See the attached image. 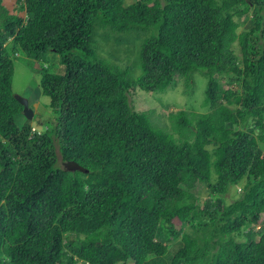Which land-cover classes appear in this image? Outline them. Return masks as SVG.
<instances>
[{
  "label": "trees",
  "instance_id": "obj_1",
  "mask_svg": "<svg viewBox=\"0 0 264 264\" xmlns=\"http://www.w3.org/2000/svg\"><path fill=\"white\" fill-rule=\"evenodd\" d=\"M113 32L129 66L97 51ZM15 56L46 129L15 121ZM196 71L209 110L172 113L179 137L133 108ZM129 263L264 264V0H0V264Z\"/></svg>",
  "mask_w": 264,
  "mask_h": 264
},
{
  "label": "rangeland",
  "instance_id": "obj_2",
  "mask_svg": "<svg viewBox=\"0 0 264 264\" xmlns=\"http://www.w3.org/2000/svg\"><path fill=\"white\" fill-rule=\"evenodd\" d=\"M239 21L242 27L248 22V18H240ZM111 34V33H110ZM131 33H125L122 36L128 41V37ZM114 36L116 33H112L110 39L97 36V48L98 52L106 58L113 60L121 66H129L133 63L136 51V42H125L123 44L115 43ZM40 63L31 60L24 56L14 57V74L12 79V92L13 95L22 96L27 99L28 105L33 109V118L30 120V124L33 129H46L54 121L52 120V113L48 107V98L40 95L39 81H40ZM53 72H63V67L57 60L53 61L51 65ZM139 69H135V74H139ZM135 75V76H136ZM193 84L190 89L184 79L179 73H176L174 80L170 86L164 91L144 93L136 90L129 96L133 108L137 111H142L149 115L154 125L162 128L168 132H172L174 137L179 135L172 131L171 128V114L176 113L179 110H185L187 112H207L209 107L203 105L204 90L206 85V78L194 72ZM222 80V79H221ZM233 84V88L237 85ZM15 121L18 125H21L25 121V117L19 114L15 117ZM45 127V128H44ZM58 158L60 159V153L57 151ZM61 165V161L58 163ZM193 192L197 195V201L202 204L209 197V191L203 185L202 182H196ZM239 190L236 185L231 186V190L227 196V201H232L238 196ZM179 243V242H178ZM174 242L168 249V253H172L178 245ZM163 261H168V258H163ZM130 264V263H129Z\"/></svg>",
  "mask_w": 264,
  "mask_h": 264
},
{
  "label": "water",
  "instance_id": "obj_3",
  "mask_svg": "<svg viewBox=\"0 0 264 264\" xmlns=\"http://www.w3.org/2000/svg\"><path fill=\"white\" fill-rule=\"evenodd\" d=\"M14 97L23 106L22 113L25 116V118L31 120L33 118L34 113H33V109L29 107L27 99L18 95H14Z\"/></svg>",
  "mask_w": 264,
  "mask_h": 264
},
{
  "label": "clouds",
  "instance_id": "obj_4",
  "mask_svg": "<svg viewBox=\"0 0 264 264\" xmlns=\"http://www.w3.org/2000/svg\"><path fill=\"white\" fill-rule=\"evenodd\" d=\"M28 102V101H27ZM23 114V113H22ZM24 116V115H23ZM25 117V116H24ZM34 130V129H33Z\"/></svg>",
  "mask_w": 264,
  "mask_h": 264
}]
</instances>
